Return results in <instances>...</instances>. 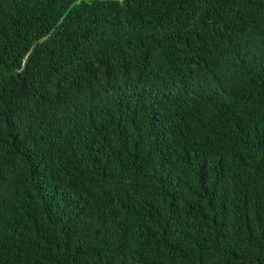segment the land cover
I'll use <instances>...</instances> for the list:
<instances>
[{
	"label": "trees",
	"instance_id": "16d2710c",
	"mask_svg": "<svg viewBox=\"0 0 264 264\" xmlns=\"http://www.w3.org/2000/svg\"><path fill=\"white\" fill-rule=\"evenodd\" d=\"M0 264H264V0H0Z\"/></svg>",
	"mask_w": 264,
	"mask_h": 264
}]
</instances>
